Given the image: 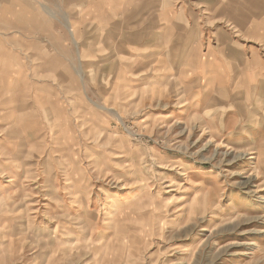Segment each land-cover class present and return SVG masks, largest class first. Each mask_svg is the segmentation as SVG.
Returning <instances> with one entry per match:
<instances>
[{"label":"rangeland","instance_id":"374dc122","mask_svg":"<svg viewBox=\"0 0 264 264\" xmlns=\"http://www.w3.org/2000/svg\"><path fill=\"white\" fill-rule=\"evenodd\" d=\"M27 2L70 52L0 89V264H264V0Z\"/></svg>","mask_w":264,"mask_h":264},{"label":"crops","instance_id":"0c3cea01","mask_svg":"<svg viewBox=\"0 0 264 264\" xmlns=\"http://www.w3.org/2000/svg\"><path fill=\"white\" fill-rule=\"evenodd\" d=\"M40 7L44 12V6L40 5ZM27 10V0H0V89L19 91L28 88L59 89V85H55L54 81L51 82V85L48 82L41 85L40 82L32 80L28 74H51L52 78L57 77L55 79L58 80L60 51L68 48V52H70V47L61 44V41H66L58 34H48L46 37L43 36L44 38L37 34L29 36L27 33ZM68 35L73 47H76L75 39L70 34ZM49 42L51 43L49 48L42 44ZM138 43L140 44V42ZM31 47L35 50L40 48L41 51L38 52H43L44 49H50L53 52L50 55L49 53L43 55L46 57V61L39 64L38 62L36 64L31 62V65H28V58L32 57L28 55V48ZM208 58H211V56ZM212 66L217 67L216 65ZM202 67L203 73L209 70L208 65H202ZM7 115H11V112H8ZM30 139L31 137L27 135L26 141Z\"/></svg>","mask_w":264,"mask_h":264},{"label":"bare ground","instance_id":"6f19581e","mask_svg":"<svg viewBox=\"0 0 264 264\" xmlns=\"http://www.w3.org/2000/svg\"><path fill=\"white\" fill-rule=\"evenodd\" d=\"M66 235V234H65ZM75 239V238H74Z\"/></svg>","mask_w":264,"mask_h":264}]
</instances>
